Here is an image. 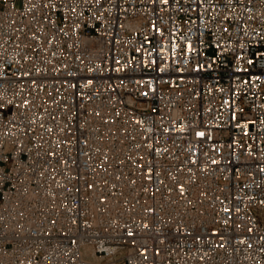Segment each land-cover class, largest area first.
<instances>
[{"label": "built area", "instance_id": "obj_1", "mask_svg": "<svg viewBox=\"0 0 264 264\" xmlns=\"http://www.w3.org/2000/svg\"><path fill=\"white\" fill-rule=\"evenodd\" d=\"M0 264H264V0H0Z\"/></svg>", "mask_w": 264, "mask_h": 264}, {"label": "snow or ice", "instance_id": "obj_2", "mask_svg": "<svg viewBox=\"0 0 264 264\" xmlns=\"http://www.w3.org/2000/svg\"><path fill=\"white\" fill-rule=\"evenodd\" d=\"M200 135H203V133H200Z\"/></svg>", "mask_w": 264, "mask_h": 264}]
</instances>
